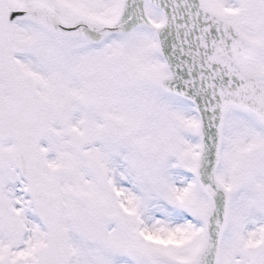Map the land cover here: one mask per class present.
I'll list each match as a JSON object with an SVG mask.
<instances>
[{"label":"snow or ice","instance_id":"6c2138e0","mask_svg":"<svg viewBox=\"0 0 264 264\" xmlns=\"http://www.w3.org/2000/svg\"><path fill=\"white\" fill-rule=\"evenodd\" d=\"M0 264H264V0H0Z\"/></svg>","mask_w":264,"mask_h":264}]
</instances>
